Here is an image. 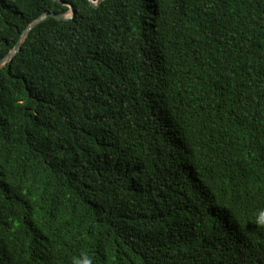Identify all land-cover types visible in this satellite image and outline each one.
Masks as SVG:
<instances>
[{
	"label": "trees",
	"instance_id": "16d2710c",
	"mask_svg": "<svg viewBox=\"0 0 264 264\" xmlns=\"http://www.w3.org/2000/svg\"><path fill=\"white\" fill-rule=\"evenodd\" d=\"M0 0V264H264V0ZM96 2L97 0H91Z\"/></svg>",
	"mask_w": 264,
	"mask_h": 264
},
{
	"label": "water",
	"instance_id": "95a60500",
	"mask_svg": "<svg viewBox=\"0 0 264 264\" xmlns=\"http://www.w3.org/2000/svg\"><path fill=\"white\" fill-rule=\"evenodd\" d=\"M57 2L63 4L60 0H56ZM103 0H97L96 2H92L91 0H89L90 5L92 7H97ZM70 9V16H68L69 14H54V13H48V14H44L43 16L39 17L38 19H36L26 30L23 31V33L21 34L20 40L19 42L16 44V46L13 48V50L11 52L8 53V55L3 58L0 61V69L7 63H9L12 58L15 56V54L19 51L20 48V44L22 42V40L27 36L28 32L33 29L34 27H36L40 22H42L44 19L46 18H53L55 20L58 21H63V20H67L72 18L73 16V10L72 7H69Z\"/></svg>",
	"mask_w": 264,
	"mask_h": 264
},
{
	"label": "rangeland",
	"instance_id": "374dc122",
	"mask_svg": "<svg viewBox=\"0 0 264 264\" xmlns=\"http://www.w3.org/2000/svg\"><path fill=\"white\" fill-rule=\"evenodd\" d=\"M68 16H70V14Z\"/></svg>",
	"mask_w": 264,
	"mask_h": 264
}]
</instances>
